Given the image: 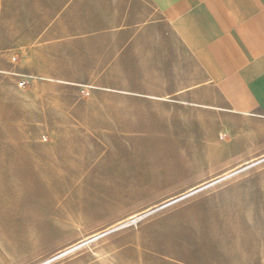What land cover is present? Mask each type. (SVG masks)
<instances>
[{"label": "rangeland", "instance_id": "obj_1", "mask_svg": "<svg viewBox=\"0 0 264 264\" xmlns=\"http://www.w3.org/2000/svg\"><path fill=\"white\" fill-rule=\"evenodd\" d=\"M66 1L0 0V264H264V119L96 65Z\"/></svg>", "mask_w": 264, "mask_h": 264}, {"label": "crops", "instance_id": "obj_2", "mask_svg": "<svg viewBox=\"0 0 264 264\" xmlns=\"http://www.w3.org/2000/svg\"><path fill=\"white\" fill-rule=\"evenodd\" d=\"M64 9L82 15V28L58 36L94 38L106 55L96 65L184 61L229 111L264 119V0H67Z\"/></svg>", "mask_w": 264, "mask_h": 264}]
</instances>
